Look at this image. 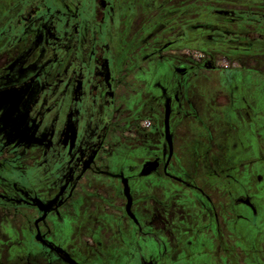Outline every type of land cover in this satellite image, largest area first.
<instances>
[{"label":"flooded vegetation","instance_id":"1","mask_svg":"<svg viewBox=\"0 0 264 264\" xmlns=\"http://www.w3.org/2000/svg\"><path fill=\"white\" fill-rule=\"evenodd\" d=\"M245 5L212 9L210 21L196 14L189 21L185 0H0L5 234L25 231L38 264L50 255L59 264H263L264 236L257 244L240 226L264 215L263 191L256 185L262 178L253 170L254 159L240 161L244 150L236 127L224 115L225 128L216 123L219 112L236 103L233 83L240 70L264 92V0ZM174 41L226 45L238 61L228 67L227 103L207 117L187 102L183 80L195 67L182 52L171 67L164 57ZM200 66L215 70L210 62ZM143 98H149L150 115L144 128L139 114L125 119V108ZM263 108L251 109L258 114ZM197 124L205 133L191 147L189 129ZM219 135L232 142L227 178L239 193L230 189L220 198L219 192L199 191L183 199L155 189L157 184L146 192L139 186L153 178L182 190L178 179L189 153L206 156L211 149L215 155ZM128 136L138 147L124 148ZM149 167L153 171L144 175ZM141 221L145 231L136 227ZM141 240L149 253L138 254ZM20 256L16 264H24Z\"/></svg>","mask_w":264,"mask_h":264},{"label":"rangeland","instance_id":"2","mask_svg":"<svg viewBox=\"0 0 264 264\" xmlns=\"http://www.w3.org/2000/svg\"><path fill=\"white\" fill-rule=\"evenodd\" d=\"M185 1H187L188 5L189 21L195 14L198 15V19L202 17L208 21L212 20L209 13L212 9L243 10L246 6V0ZM192 37L195 39L197 35ZM180 52L186 55L185 60L187 65H193L195 67V71L188 74L183 80L185 84L188 85L187 92L189 93L187 96V102L192 106V108L194 107V111H197L198 108H203V110L199 111L204 113V117H207V115H210L212 108L217 104L227 103L228 96L226 84L229 77V74L227 73L229 71L228 67L232 63H237L238 61H234L226 45L218 46L205 41H187L186 43L179 44L178 41H174L173 45L164 54V57L171 61L169 62L170 67L171 63H173L172 65L176 63L177 60L175 58ZM206 62L212 63L215 66V70L206 71L204 67L200 66V63ZM246 74V70H240V73L236 75L233 83L236 88V103L226 108V111L221 110L219 112L221 117L216 118V123L218 124L219 129L225 128V126L220 122V119L224 115V120L236 127V137L240 139L244 150V153H240L239 155L240 161H244L243 158L254 159L256 161V165L253 167V170L254 172L258 170L257 176L262 178L261 182H257L256 185L260 186L257 189L259 192L263 191L260 198L264 201V108L259 111L258 114L256 110L251 109H255L257 107L260 108L264 105V92L261 90L259 91V86H261V84L255 82L256 80L251 79V77ZM162 83L163 82H159L160 86L164 88ZM254 84L257 86L254 87ZM148 99L149 98L145 100V98H143L138 103L134 101L133 103H130L129 108H125V119L131 120L134 115L139 114V124L143 127L145 123H147L146 119L150 117L148 111L145 109V106L149 103ZM182 100L186 101L184 98H182ZM247 104L251 108L247 107ZM154 109L157 116H160L162 113V107L157 104ZM244 111H246V113L250 116V119L245 118ZM195 113L196 112H193L192 114L188 113V120L193 118ZM158 120H160V117H158ZM175 121H177V119L174 117L173 122ZM157 122L159 123L160 121ZM194 126L195 127L191 131L189 129L187 137V143L191 147H194L193 145H195L194 140L199 138L197 134L205 133L203 131V126H199L198 124ZM198 127L199 131L195 132V129ZM133 139L129 138V136L128 138H125L124 148L132 149V146L138 147V145L134 143ZM151 139L154 143L153 145L157 147V142L159 141V132L157 130H155L154 134L151 135ZM219 140V142L215 140L217 143H220V151L217 152L219 155H217V153L213 155L211 149L206 156L193 151L189 153L185 174L182 175L181 173L180 176H182V178L178 179V181L182 180V190H180V186L178 185H171L169 183L165 184L160 179L155 182L153 178L150 180L141 179L139 186L144 188L145 191L147 190L146 188L152 184H157L156 186L154 185L155 189L163 188L164 191L166 189L165 193L167 192L172 194L173 198L182 197L183 199H191L193 198V193H197L199 191H208L210 193L216 191L219 192L220 198L226 197L227 195L225 196V194L229 193L230 189L239 193V188L234 184V180L229 182L227 178V175L230 173L229 165L227 164L229 155L227 150L232 142L229 140L227 135H219ZM203 142L205 143V141ZM213 145H215V142H213ZM208 149L209 147L207 144L202 146V153ZM125 158L128 160H135V158L129 154L128 156L125 155ZM240 176L241 175H236L235 180L240 181ZM198 187H200V190H198ZM6 221H9V219H6ZM15 221L22 224L19 220ZM242 221L243 223L240 226L245 227L246 234L249 237L251 236L252 240L257 241L258 244V241H260L261 237L264 236V215H257L255 218L251 217L248 218L247 221ZM3 225L4 222L0 219V260L4 263L13 262L12 264H16L17 256L21 255L22 257L20 256V259L24 261V264H38L37 261L39 259H37V257L39 256L35 253V249L31 247L30 243L27 242L26 232L23 230H16L5 234V231H3ZM116 227H118V225H116ZM120 227H123L121 223ZM136 227H140L142 231H145L143 221L139 222ZM140 242L137 245L139 249L138 254L149 253L148 248L144 249V241L141 240ZM249 246L253 247L252 244ZM134 259L137 260V258ZM262 263L264 264V262ZM46 264L59 263H56L54 257L50 255L47 257Z\"/></svg>","mask_w":264,"mask_h":264},{"label":"water","instance_id":"3","mask_svg":"<svg viewBox=\"0 0 264 264\" xmlns=\"http://www.w3.org/2000/svg\"><path fill=\"white\" fill-rule=\"evenodd\" d=\"M154 167H149L143 174L147 175L149 174L151 171H153Z\"/></svg>","mask_w":264,"mask_h":264}]
</instances>
